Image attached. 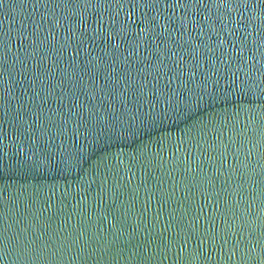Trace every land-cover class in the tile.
<instances>
[{
    "label": "water",
    "instance_id": "1",
    "mask_svg": "<svg viewBox=\"0 0 264 264\" xmlns=\"http://www.w3.org/2000/svg\"><path fill=\"white\" fill-rule=\"evenodd\" d=\"M236 8L224 0H213L209 7V14L217 11L220 22L227 24L223 35L239 36L245 31ZM43 13L36 0H0V34H8L11 40L9 65L13 52L23 51L15 33L32 31L31 21ZM243 14L252 17L246 25L252 39L254 25L262 22L261 9L250 5ZM44 24L45 31L52 27L48 19ZM49 58L57 63L54 56ZM211 64L203 76L177 81L155 95L138 94L123 105L95 100L83 88L69 102L64 99L71 93L67 80L37 97L30 63L22 70L6 67L0 80L4 97L0 104L4 113L0 115V234L18 232L26 226V217L33 218L35 213L38 220L40 209L51 207L57 212L51 229L59 227L58 239L69 238L76 245L62 249L51 229L45 232L42 226L35 237L40 247L31 257L36 264H154L149 259L155 236L153 217L159 216L163 227L167 206L155 200L145 206L143 187L137 191V186L145 181L149 188L159 183L167 190L175 182L180 195V182L197 164L203 165V171L211 165L213 172L224 167L233 173L239 195L234 191L229 197L230 211L264 215V47L245 50L242 59L229 49L228 55L219 61L213 58ZM59 71L64 72L62 63ZM28 97L35 101L31 107ZM72 105L91 106L92 116L58 130L57 107L65 114L71 109L75 115ZM49 111L55 128L44 133L41 125ZM105 193H112L117 208L123 205L122 212L127 213L123 219L122 213L110 208L112 201ZM62 220L67 223L61 225ZM81 232L85 245L76 240ZM230 245L229 241L216 248L213 264L221 256L231 264ZM174 260L169 255L163 264Z\"/></svg>",
    "mask_w": 264,
    "mask_h": 264
},
{
    "label": "snow or ice",
    "instance_id": "2",
    "mask_svg": "<svg viewBox=\"0 0 264 264\" xmlns=\"http://www.w3.org/2000/svg\"><path fill=\"white\" fill-rule=\"evenodd\" d=\"M212 2L36 0L44 13L31 21L32 31L19 30L15 33L23 51L13 52L10 65L7 49L11 40L8 34H0V80L5 76L6 67L15 70L19 66L22 70L24 64L30 63L32 88L37 97L62 87L67 80L71 93L65 94L64 99L69 102L72 95L83 88L95 100L108 104L115 101L123 105L130 98H137L138 94L149 92L155 95L158 90H168L177 81L197 74L203 76L205 69L211 70V60L215 58L219 61L228 55L229 49L242 59L245 50L251 52L252 48L264 47V2L224 0L237 6L240 23L245 25V31L239 36L223 35L227 24L220 22L217 11L209 14ZM250 5L260 7L262 20L260 25H254L256 35L252 39L246 27L252 17L243 14ZM132 14L134 19H131ZM45 19L52 25L47 31ZM228 22H232L231 13L228 14ZM53 56L57 61L55 65L49 58ZM61 63L63 73L59 71ZM49 69H52L51 73ZM97 79L99 85L96 84ZM82 81L86 83L82 84ZM3 99L0 92V104H3ZM26 102L31 107L35 101L33 97H28ZM17 103L20 105L21 101ZM72 107L77 109L75 115L71 109L65 114L57 107L55 120L59 124L58 130L92 116L91 106ZM33 111L38 118L40 109ZM51 116L49 111L44 117L41 125L44 133L55 128ZM203 168V165L197 164L192 174L180 182V195H177L175 182L169 184L167 190L159 183L149 188L145 181L137 186V191L143 187L145 206L153 200L161 207L167 206L163 217L167 223L163 227L161 218L153 217L155 236L150 242L149 259L154 264H163L165 257L171 255L175 257L173 264H213L212 253L218 246L230 241L231 264H264V215L254 216L249 212L246 216L245 213L230 211L229 197L239 187L232 180L233 173L225 172L224 167L214 172L211 165L208 171H203ZM105 194L112 201L110 208L122 213L123 219L127 215L122 212L123 205L117 208L112 193ZM261 207L264 208V204ZM40 212L42 215L38 220L34 218L35 213L33 218L26 217V226L18 232L10 236L0 234V264H5L6 260L7 264H36L31 259L40 247L35 237L42 226L45 232L49 231L57 217V212L51 207L42 208ZM65 223L67 221H61V225ZM21 224L24 225L25 221L22 220ZM58 228L51 229L52 238L58 246L63 249L76 245L75 240L58 239ZM64 230L68 232L67 228ZM71 235L68 233V237ZM84 235L79 233L76 240L85 245ZM44 247H47L46 242ZM78 248L83 251V247ZM216 264H229V261H224L221 256Z\"/></svg>",
    "mask_w": 264,
    "mask_h": 264
}]
</instances>
